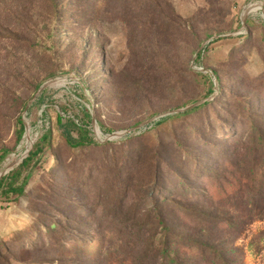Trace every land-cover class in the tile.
<instances>
[{
  "label": "rangeland",
  "instance_id": "obj_1",
  "mask_svg": "<svg viewBox=\"0 0 264 264\" xmlns=\"http://www.w3.org/2000/svg\"><path fill=\"white\" fill-rule=\"evenodd\" d=\"M37 144L0 264H128L163 219L180 264H264V0H0V174Z\"/></svg>",
  "mask_w": 264,
  "mask_h": 264
},
{
  "label": "trees",
  "instance_id": "obj_2",
  "mask_svg": "<svg viewBox=\"0 0 264 264\" xmlns=\"http://www.w3.org/2000/svg\"><path fill=\"white\" fill-rule=\"evenodd\" d=\"M198 108L199 106L195 108L194 107L189 108L187 110L179 112L177 116H181L186 113H191ZM89 118H91L90 114H89ZM162 121L163 120L159 122H162ZM19 122H20V133H24L25 132L24 122L22 119H20ZM61 124L65 128V124L63 123ZM77 128L80 132V135L77 138L73 136L72 130L69 127L64 129L65 140L70 146L78 147L82 145L83 143H88V142L94 143L95 142L93 141L92 138L88 136L87 129H84L82 127H77ZM49 137H50L49 133H45L42 138L47 141ZM261 137H263V134H261V131H260V134H257L255 136V141H257L259 144L260 143L263 144V140ZM39 147L40 145L37 144L34 147V150H31L28 156H26L23 159V161L14 170L9 172L8 174H4L0 178V197H4L7 200L11 198H13V200H18L21 196L25 194L27 176H23V171L26 168H30V165L33 161V158L37 154ZM6 155H7V152L5 151L4 153H2L1 157L4 158ZM20 179L22 181L18 183ZM160 223H161V226L164 232L163 236L161 237H158V236L153 237V235H151L152 233L150 232L153 229V227L151 229L149 227L148 229H146V227L141 226V225L140 226L137 225L135 227L138 230L137 231L138 235L134 239L139 240V243H137L136 245L133 246V248H131L132 249L131 252L133 251V255L132 253L130 254L128 253V258L126 259L127 262L126 261L124 262L128 264H180L177 258V253H175L171 249V245H169L168 243V239H169L168 235H170L171 233V226L164 219L160 220ZM148 232L151 238H149L150 236L146 234ZM153 234H156V233H153ZM148 238L149 240L146 243ZM137 246L144 247L139 256H138V251H136ZM213 260H216V259H213Z\"/></svg>",
  "mask_w": 264,
  "mask_h": 264
},
{
  "label": "water",
  "instance_id": "obj_3",
  "mask_svg": "<svg viewBox=\"0 0 264 264\" xmlns=\"http://www.w3.org/2000/svg\"><path fill=\"white\" fill-rule=\"evenodd\" d=\"M249 12H250V9H247V10L244 12V15H243L244 18H246V16H248ZM244 18H243V19H244ZM217 38H218V36H216V35L213 36V39H217ZM42 88H44V85L42 86ZM199 103H201V102H197V103H194V104L188 105V106H186V107H183V108H179V109H176V110L170 111L169 113H179V112H182V111L187 110V109H189V108H193V107L199 105ZM30 104H31V103H30ZM30 104L27 105L25 113H27ZM153 120H154V118H153V119H150L149 121H146L145 123H142V124H140V125H138V126L132 128V129H129V130L125 131V132H122V133H115L114 135H115V137H123V135L129 134V133H132L133 131H136L137 129H141V128H143L146 124H148L149 122H151V121H153ZM93 122H95V117H94V116H93ZM4 174H6V171H4L3 173L0 174V178H1Z\"/></svg>",
  "mask_w": 264,
  "mask_h": 264
},
{
  "label": "bare ground",
  "instance_id": "obj_4",
  "mask_svg": "<svg viewBox=\"0 0 264 264\" xmlns=\"http://www.w3.org/2000/svg\"><path fill=\"white\" fill-rule=\"evenodd\" d=\"M28 146L30 145V143H31V131H30V129L28 130V133H27V135H26V138H25V141H24ZM28 149V148H27ZM10 160L8 159L7 160V162H6V166H5V169L6 168H8L9 167V165H10ZM2 171H4V170H2Z\"/></svg>",
  "mask_w": 264,
  "mask_h": 264
},
{
  "label": "built area",
  "instance_id": "obj_5",
  "mask_svg": "<svg viewBox=\"0 0 264 264\" xmlns=\"http://www.w3.org/2000/svg\"><path fill=\"white\" fill-rule=\"evenodd\" d=\"M251 7H252V6H251ZM251 7H250V8H251ZM250 10H251V9H250Z\"/></svg>",
  "mask_w": 264,
  "mask_h": 264
}]
</instances>
